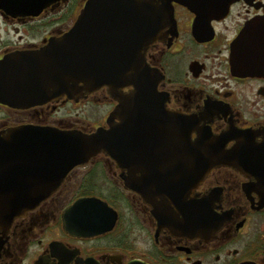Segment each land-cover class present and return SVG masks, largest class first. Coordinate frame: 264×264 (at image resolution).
Here are the masks:
<instances>
[{
	"label": "flooded vegetation",
	"instance_id": "flooded-vegetation-1",
	"mask_svg": "<svg viewBox=\"0 0 264 264\" xmlns=\"http://www.w3.org/2000/svg\"><path fill=\"white\" fill-rule=\"evenodd\" d=\"M89 2L0 0V60L57 44ZM119 2L125 65L150 67L156 86L151 98L129 104L133 153L121 162L100 152L44 174L33 157L20 162L38 147L28 141L20 150L15 132L25 128L32 139L40 127L108 128L117 101L104 87L76 102L66 93L0 101V135L16 168L10 186L61 177L48 196L0 224V264H264V71H241L232 50L236 41L264 39V0ZM91 14L109 16L108 8ZM87 102L99 108L93 116L72 117L71 105ZM81 196L95 198L84 209L93 212L92 234L65 228ZM79 214L68 213L74 224Z\"/></svg>",
	"mask_w": 264,
	"mask_h": 264
},
{
	"label": "water",
	"instance_id": "water-1",
	"mask_svg": "<svg viewBox=\"0 0 264 264\" xmlns=\"http://www.w3.org/2000/svg\"><path fill=\"white\" fill-rule=\"evenodd\" d=\"M97 8L105 11L108 8L109 16L91 18V11L96 13ZM62 37L63 40L47 45L42 51L10 54L0 60V101L10 104H19L21 100L28 104L40 103L57 93H66L69 99L76 102L87 93L104 87L117 101L107 119L109 126H99L88 132L40 127L31 132L32 139H29L25 128L17 130L15 135L21 145L20 150L29 149L28 141L38 147L36 155L17 157L20 162L33 157L34 161L36 159L33 167L43 170L44 174L58 170L64 172L66 168L84 163L100 152L122 162L123 157L133 153L129 104L141 95L151 98L156 86L151 80L150 67L143 64L125 65L119 0H91L73 27ZM232 50L233 60L241 71H264L260 65H264V39L236 41ZM129 85L134 88L128 93L124 89ZM3 86L13 87V92L23 93V98L3 92ZM114 117L121 121L116 123ZM6 150L3 136L0 135L1 225H7L14 216L48 196L57 189L61 179L58 173L56 176L45 177L37 187H11L9 177L16 168L9 167L8 162L14 161V157H9ZM123 162L127 161L123 159ZM125 183L134 190L136 178L125 179ZM94 200L92 196L76 199L65 214V228L71 231L76 228L81 234L98 231L89 217L93 212L84 211L91 208ZM74 211L84 217L80 224H74L69 218L68 213Z\"/></svg>",
	"mask_w": 264,
	"mask_h": 264
},
{
	"label": "rangeland",
	"instance_id": "rangeland-1",
	"mask_svg": "<svg viewBox=\"0 0 264 264\" xmlns=\"http://www.w3.org/2000/svg\"><path fill=\"white\" fill-rule=\"evenodd\" d=\"M99 109V108H98ZM93 103H88L87 104H76V105H71L70 107V111H71V115L72 117H83V116H87L91 117L93 116V113L95 112V110H98ZM103 109V111L106 110V107L100 108ZM102 112V111H100Z\"/></svg>",
	"mask_w": 264,
	"mask_h": 264
}]
</instances>
